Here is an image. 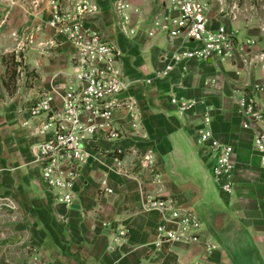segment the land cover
<instances>
[{
	"label": "crops",
	"instance_id": "obj_1",
	"mask_svg": "<svg viewBox=\"0 0 264 264\" xmlns=\"http://www.w3.org/2000/svg\"><path fill=\"white\" fill-rule=\"evenodd\" d=\"M96 2L100 14L91 27L121 53L129 84L122 97L138 102L139 127L133 128L126 111H118L114 124L122 138L101 142V149L81 170L75 203L79 208L53 200L31 152L41 141L33 135L39 120L30 119L26 110L39 93L69 82L75 51L48 27L50 0H42L38 8L31 2L24 5L23 29L34 39L25 59L38 77L24 99H15V122H0V264H226L225 258L232 264L213 235L214 229L222 228V216L251 235L264 259V168L254 143L255 130L244 129L247 119L232 94L235 84H264V65L253 60L246 70L237 61L192 60L167 79L148 84L172 55L195 47L155 27V22L178 15L173 0H130L127 32L117 0ZM207 16L211 29L238 30L242 37L257 41L254 53L264 51L262 28L221 14L219 6L210 7ZM16 27V18L9 16L7 29ZM173 95L196 106L181 116L171 105ZM260 99L264 101V94ZM55 103L59 105L60 99ZM209 107L207 129L213 140L234 150L231 194L223 192L213 172L217 155L210 144L197 141ZM116 147L123 151L119 158L113 155ZM148 152L155 155L158 180L139 166ZM104 181L112 194L102 190ZM148 196L168 198L176 207L194 212L202 206L207 211L203 242L160 240L156 230L162 217L148 209ZM121 231L127 233L125 239H118ZM206 243L217 246L213 255L206 253Z\"/></svg>",
	"mask_w": 264,
	"mask_h": 264
},
{
	"label": "built area",
	"instance_id": "obj_2",
	"mask_svg": "<svg viewBox=\"0 0 264 264\" xmlns=\"http://www.w3.org/2000/svg\"><path fill=\"white\" fill-rule=\"evenodd\" d=\"M173 4L178 15L155 22L156 29L172 38L183 37L195 47L172 55L165 69L148 80V84L167 79L175 69L183 68L192 60L237 61L246 70L250 69L253 60L264 65V51L254 53L257 47L254 38L242 37L238 30H229L226 26L209 27L207 13L210 5L205 0H173ZM50 7L48 27L74 48L75 54L71 59L73 72L63 87L39 93L26 111L30 119L39 120L33 135L41 141L33 147L32 153L42 179L56 203L72 207L78 199L79 174L89 163L92 153L101 149V142H119L122 138L121 131L114 124L115 114L126 111L136 129L139 127L136 121L140 118V110L133 97H122L129 84L121 67L120 51L112 41L91 27V21L100 14L96 0H50ZM116 8L123 31L127 32L131 18L128 15L130 0H117ZM220 13L224 14L225 10L220 9ZM229 16L234 20L238 18L233 11ZM232 94L247 119L244 129L255 130L254 143L264 168V101L260 99L264 94V84H235ZM56 98L60 99L59 105L55 103ZM170 102L181 116L196 106L195 102H185L174 95ZM211 112L209 107L197 141L201 145L210 144L217 155L213 172L223 192L231 194L234 150L213 140L207 129L211 124ZM122 153L120 147L113 151L117 158ZM155 160L154 153L148 152L142 156L139 166L158 180ZM102 185L105 193H113L105 181ZM147 207L162 217V223L156 230L160 240L187 245L203 242L202 221L194 211L178 208L168 198L154 196L147 197ZM126 235L121 231L118 239H125ZM205 245L206 253L213 255L217 246Z\"/></svg>",
	"mask_w": 264,
	"mask_h": 264
},
{
	"label": "rangeland",
	"instance_id": "obj_3",
	"mask_svg": "<svg viewBox=\"0 0 264 264\" xmlns=\"http://www.w3.org/2000/svg\"><path fill=\"white\" fill-rule=\"evenodd\" d=\"M205 1L210 7L219 6V9H224L225 13L223 15H229L230 12L233 11L237 15V19L250 26L262 28L264 30V0ZM29 2H31L35 8H38L42 0H0V122H15V114L12 110L15 99L17 98L19 100L22 97L24 99L27 92L35 84V79L38 77L36 71H33V69L27 65V60L25 59V51H28L27 46L34 42L32 37L28 38L29 31L23 29L25 19L22 13V7ZM14 8H19L21 11L12 14ZM9 16L10 18L14 16L17 20V27L15 30L7 29ZM32 18L34 19L36 16H32ZM14 54L17 56L18 61L22 59L23 65L18 69L17 92L14 96H10L3 86V81L7 77V68L3 63V58L7 57L9 60V56ZM195 212L202 221L203 231L206 226L207 211L200 206L195 209ZM225 262L226 264H231L227 258H225Z\"/></svg>",
	"mask_w": 264,
	"mask_h": 264
},
{
	"label": "water",
	"instance_id": "obj_4",
	"mask_svg": "<svg viewBox=\"0 0 264 264\" xmlns=\"http://www.w3.org/2000/svg\"><path fill=\"white\" fill-rule=\"evenodd\" d=\"M72 207L79 208L77 204ZM215 216L216 214H213L211 217L213 225ZM220 221L222 228L214 229L213 235L232 264H264L263 256L248 232L237 230L225 216H222Z\"/></svg>",
	"mask_w": 264,
	"mask_h": 264
},
{
	"label": "trees",
	"instance_id": "obj_5",
	"mask_svg": "<svg viewBox=\"0 0 264 264\" xmlns=\"http://www.w3.org/2000/svg\"><path fill=\"white\" fill-rule=\"evenodd\" d=\"M9 60L7 57L3 58V63L7 68V77L3 81V86L7 90L8 94L10 96H14L17 92V79L19 77L18 69L22 67L23 61L22 59L20 61L17 60V56L11 55L9 56ZM21 73V72H20ZM121 157V156H119Z\"/></svg>",
	"mask_w": 264,
	"mask_h": 264
}]
</instances>
